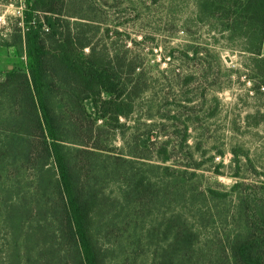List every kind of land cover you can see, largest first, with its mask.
<instances>
[{
    "label": "trees",
    "instance_id": "1",
    "mask_svg": "<svg viewBox=\"0 0 264 264\" xmlns=\"http://www.w3.org/2000/svg\"><path fill=\"white\" fill-rule=\"evenodd\" d=\"M66 2L32 0L26 30L14 19L10 41L0 36V46L31 60L26 71L0 72V223L9 231L0 264L121 262L142 249L131 236L138 226L129 227L130 216L144 209L155 217L147 231L149 243L157 240L152 264H264V193L242 191L244 182L224 193L196 188L190 182L202 178L199 167L168 165L166 151L146 163L137 147L128 157L100 147L104 127L114 133L134 113L145 81L142 74L132 79L136 67L112 58L106 45L93 46L95 21H72ZM197 7L202 20L250 57L248 77L264 95V0H199ZM111 181L124 182L126 191L106 195ZM231 194L238 196L233 212L216 211ZM256 200L257 217L248 213ZM104 240H113L112 249ZM20 251L26 263L18 262Z\"/></svg>",
    "mask_w": 264,
    "mask_h": 264
},
{
    "label": "rangeland",
    "instance_id": "2",
    "mask_svg": "<svg viewBox=\"0 0 264 264\" xmlns=\"http://www.w3.org/2000/svg\"><path fill=\"white\" fill-rule=\"evenodd\" d=\"M10 1L0 3L3 18L0 36L5 39L16 27L18 4L16 1L9 4ZM198 2L67 0L64 3L67 15L95 21L96 29L91 34L97 36L93 46L106 45L112 58L118 57L119 63L136 67L132 79L142 74L145 81L141 86L145 91L135 101L134 113L122 119L124 127L114 133L104 127L106 133L101 137L100 147L112 151L109 153L114 156L125 157L137 147L138 155L148 157L146 163L157 162L166 151L170 158L168 165L177 169L199 167L197 173L202 178L190 182L196 188L202 185L224 193L236 182H244L246 187L242 191L249 189L248 194L252 192L259 197L264 193V95L255 90L248 77L250 57L228 41L215 25L200 18ZM30 64L31 60L15 47L0 46V72L12 68L26 71ZM98 125L103 127L104 123L99 121ZM126 168L123 166L121 171ZM158 173L162 177V172ZM146 176L154 180L159 177ZM123 191L126 184L115 181L108 182L104 189L112 197ZM237 199V194L228 195L216 202V211L229 216ZM250 204L248 213L257 217L262 203L256 200ZM153 214L152 209L150 212L144 209L143 216H130L129 228L134 223L138 226L137 233L131 236L141 243L142 249L133 251L136 253L121 262L120 257H109L105 264H152L157 240L149 243L147 231L155 222ZM8 240L9 231L0 223V261L4 259ZM102 243L112 249L113 240ZM18 259L26 263L22 251Z\"/></svg>",
    "mask_w": 264,
    "mask_h": 264
},
{
    "label": "built area",
    "instance_id": "3",
    "mask_svg": "<svg viewBox=\"0 0 264 264\" xmlns=\"http://www.w3.org/2000/svg\"><path fill=\"white\" fill-rule=\"evenodd\" d=\"M16 3L18 4L17 6H15V10H16V16L17 19L19 20V26L22 28L23 31L26 30L25 27V16L26 14L29 12V8L32 4V0H15ZM5 22H3L4 24ZM29 26H35L36 22L35 20H30L28 23ZM44 31H47L46 26H44L43 28Z\"/></svg>",
    "mask_w": 264,
    "mask_h": 264
},
{
    "label": "crops",
    "instance_id": "4",
    "mask_svg": "<svg viewBox=\"0 0 264 264\" xmlns=\"http://www.w3.org/2000/svg\"><path fill=\"white\" fill-rule=\"evenodd\" d=\"M262 56L264 57V42H263V47H262Z\"/></svg>",
    "mask_w": 264,
    "mask_h": 264
},
{
    "label": "clouds",
    "instance_id": "5",
    "mask_svg": "<svg viewBox=\"0 0 264 264\" xmlns=\"http://www.w3.org/2000/svg\"><path fill=\"white\" fill-rule=\"evenodd\" d=\"M3 18L2 17H0V20H2Z\"/></svg>",
    "mask_w": 264,
    "mask_h": 264
}]
</instances>
